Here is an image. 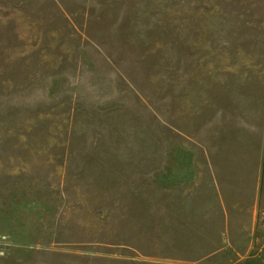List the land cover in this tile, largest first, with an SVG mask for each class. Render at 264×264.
<instances>
[{
    "label": "rangeland",
    "instance_id": "rangeland-1",
    "mask_svg": "<svg viewBox=\"0 0 264 264\" xmlns=\"http://www.w3.org/2000/svg\"><path fill=\"white\" fill-rule=\"evenodd\" d=\"M0 264H264V0H0Z\"/></svg>",
    "mask_w": 264,
    "mask_h": 264
}]
</instances>
